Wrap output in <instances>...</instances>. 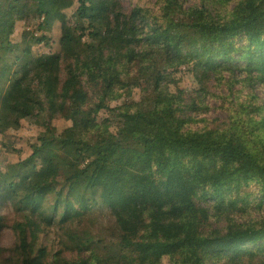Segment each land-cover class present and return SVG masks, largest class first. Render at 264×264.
Wrapping results in <instances>:
<instances>
[{
  "label": "trees",
  "instance_id": "obj_1",
  "mask_svg": "<svg viewBox=\"0 0 264 264\" xmlns=\"http://www.w3.org/2000/svg\"><path fill=\"white\" fill-rule=\"evenodd\" d=\"M146 6L0 0V129L40 126L18 168L0 170V209L25 218L22 264L65 262L37 246L53 227L68 229L72 264H264V0ZM49 20L54 39L23 30L14 43L19 22ZM42 45L55 55L39 60ZM161 62L189 67V101L160 74L140 83ZM206 96L226 119L200 117ZM87 103L103 124L84 121Z\"/></svg>",
  "mask_w": 264,
  "mask_h": 264
},
{
  "label": "rangeland",
  "instance_id": "obj_2",
  "mask_svg": "<svg viewBox=\"0 0 264 264\" xmlns=\"http://www.w3.org/2000/svg\"><path fill=\"white\" fill-rule=\"evenodd\" d=\"M156 1L151 0H121L123 12L129 13L131 8L136 4H146L147 6H153V10L156 8ZM146 6V7H147ZM157 9V8H156ZM35 11V7L33 8ZM48 25L45 29L38 31L34 26H26V24L19 22L16 40L14 43L19 44L20 33L23 30H28L31 33L35 32L36 36L54 39L60 29L59 21H48ZM54 51H50L45 45H42L39 53V60H45L53 57ZM239 73V72H238ZM160 74V85L164 89L168 90H184L185 99L184 102L189 101L190 94L194 91L196 79L191 76L189 67L179 68L177 71L169 68L165 63L161 62L156 67L150 69H144L139 77L140 83L146 86L147 82L154 79ZM228 74V73H225ZM242 76L240 75V78ZM242 84L236 85L234 88H240ZM227 92V90H224ZM261 93L260 86H258V93ZM214 95H218L217 89H212ZM220 100L209 99V96L203 97L201 100L202 110L208 113H202L200 117L215 118L219 117L226 119L228 112L220 107ZM116 103H114L115 105ZM207 106V107H206ZM85 114L83 116L84 121L92 123L103 124L104 112L98 109L91 103H87L84 106ZM55 125L60 128L62 136L65 138L78 139V133L73 129L72 123L65 119L55 121ZM40 131V126L30 120H22L18 129H9L2 133L0 129V170L3 172L15 171L18 168L19 157L26 156L30 153V144L34 139L37 132ZM25 223V218L17 212V206L14 203L8 202L0 209V264H22L23 255L20 250V242L17 232L14 230L16 223ZM105 222V220L103 221ZM81 226H73V230H81ZM67 228L53 227L50 229H44L39 233L40 239L37 246L45 248L48 251L50 261H53V255L59 254L65 262L62 264H72L73 260H77L76 253L71 250V240L68 238Z\"/></svg>",
  "mask_w": 264,
  "mask_h": 264
}]
</instances>
